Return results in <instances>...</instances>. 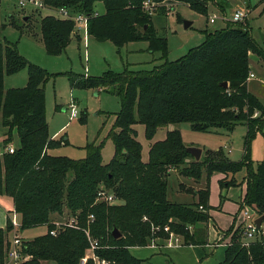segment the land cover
Listing matches in <instances>:
<instances>
[{"label": "trees", "instance_id": "1", "mask_svg": "<svg viewBox=\"0 0 264 264\" xmlns=\"http://www.w3.org/2000/svg\"><path fill=\"white\" fill-rule=\"evenodd\" d=\"M42 1L48 8L65 7L87 14V33L95 40L110 41L115 46L143 40L147 50L160 53L162 61L145 71H106L100 76L69 79L70 85L109 89L119 98V110L107 133L113 145L110 159L102 163L100 144L94 143L86 145L83 158L71 159L49 152L67 140L63 136L52 139L47 131L42 84L48 74L19 55L13 43L0 40V126L7 128L0 148L9 142L13 128L19 141L12 152L0 151V195L11 199L20 230L45 226L43 233L22 241L21 254L28 258L20 264H40V260L78 264L89 248L85 231L97 242L93 255L107 264H140L129 247L146 246L155 238L166 239L169 233L179 236L182 245L202 246L210 221L211 206L206 197L212 172L226 174L244 169L245 191L238 209L247 205L264 220V153L254 168L249 156L256 132L264 142V106L246 90L248 55L253 53L264 62V48L253 39L246 23L225 21L222 28L205 29L199 45L175 60H167L166 39L156 35L150 15L141 8L143 0ZM177 1L206 15V0ZM97 2L102 4L103 12L92 16ZM38 23L45 52H62L73 31L72 21L47 14ZM22 68L27 71L25 86L3 89V75ZM223 81L227 83L225 87L221 85ZM182 122L200 132H230L237 123H243L240 158L231 161L220 149H207L201 159L193 161L185 151L179 130L170 128ZM137 124L142 125L148 141L145 161L136 139ZM160 127L165 128L163 138L152 140ZM170 168L193 179L204 169V187L195 202L166 199ZM217 183L219 188L224 187L221 178ZM99 186L116 200L96 201ZM63 208L68 211L66 220L73 219L76 227L60 226L51 235L54 223L49 214H60ZM112 227L119 233L116 238L110 234ZM9 228L7 219L4 229L0 228V264ZM231 230L232 226L227 229ZM231 232L221 260L215 264H264V242L260 237L243 247L240 232ZM84 264L93 262L87 258Z\"/></svg>", "mask_w": 264, "mask_h": 264}, {"label": "rangeland", "instance_id": "2", "mask_svg": "<svg viewBox=\"0 0 264 264\" xmlns=\"http://www.w3.org/2000/svg\"><path fill=\"white\" fill-rule=\"evenodd\" d=\"M156 5L161 9H155V13L150 15V21L156 35L166 39L167 52L165 58L167 60H175L185 54L189 48L199 45L204 37L203 30L218 29L224 26L221 25L222 20L220 19L215 23L207 21L206 17L212 13L217 16L220 15L219 12H214L210 8L207 9L206 15H203L183 5H175V2L172 1L162 0ZM253 5H256L255 9L252 8ZM173 7L175 9L171 10ZM238 7L243 8L246 12L244 21L246 23L250 19L249 26L252 25V31L260 32L264 29V0H238L235 8ZM235 8L225 13L228 14ZM45 14H48V11L43 8L25 7L19 10L10 0H0V40L13 43L19 55L44 69L48 74L42 84L44 120L47 131L49 135L55 132L57 138L63 136L67 140L66 144L55 148L53 154L80 159L85 156L86 145L94 143L100 144L101 162H107L113 153V145L107 137V133L111 128L115 113L119 110V98L109 89L97 91L98 88L70 85L69 79L82 76H100L106 71L149 70L162 61L161 55L158 51L150 52L147 50V43L143 40L128 41L121 46H115L110 41H97L94 38L83 40L81 32H76V37L69 39L62 52L49 55L41 43L38 23L40 17ZM52 15L54 16V14ZM23 16L27 18L23 20ZM183 20L191 21V24L183 28ZM261 63L255 59L253 54L248 55L249 72L255 76L248 81V86L259 92L264 102V67ZM26 81L27 71L22 68L13 74H4L2 87L3 89L21 88L25 86ZM69 102H73L76 108V116L72 118L68 116L67 105ZM170 126L179 129L181 141L185 147L200 148L201 152L197 160L204 156L207 149L208 151L220 149L223 155L231 161H237L241 156L245 134L243 123H237L230 132L223 129L208 132L193 131L185 122ZM135 129L136 139L141 146V159L145 161L148 141L143 136L142 125H135ZM164 129L160 127L152 140L159 139ZM9 143L13 147H17L19 144L14 128L11 129ZM227 149H230V152H227ZM263 153L264 142L260 132H256L251 139L249 150L253 168L255 163L262 158ZM192 160L195 161L193 158ZM203 170L201 168L199 177L193 179L178 176L174 169H168L166 199L177 203H190L193 200L192 194L196 201L205 183ZM244 174V169L228 172L221 175V181L223 184L236 186L237 181L239 183L244 182ZM207 181L206 202L211 206L210 209H215L212 210L211 214L208 212V215L210 220L213 218L217 226H214L215 229L209 226L208 239L205 240L206 245L165 247L168 239L155 238L153 242L148 241L146 246H136L129 249L133 256L141 260L140 264H215L221 260L223 247L217 244L224 243L227 245L231 231L237 230L235 227L241 225L240 210L238 206L236 208L234 201L238 194H244L245 189L244 187H229L227 191H224L223 187L220 193L222 198L219 200L216 172H212ZM178 183L181 184H179L180 191L177 192ZM216 204L219 205L216 206ZM220 204H222V210L218 208ZM11 211L9 210L5 215V223ZM3 213L5 212L0 210V223ZM67 218L68 211L65 208L60 214H49V220L54 221V229L57 227L56 223L65 222ZM4 226L0 228L4 229ZM230 226H232V230L227 231ZM44 231L45 226L40 225L20 230L19 234L22 241L26 242ZM10 235L8 230L4 238L3 258ZM152 243L155 245L152 246ZM88 253V250H85V254ZM27 258L28 256H25L23 261ZM92 262L96 264L93 260ZM40 264L54 263L40 260Z\"/></svg>", "mask_w": 264, "mask_h": 264}, {"label": "built area", "instance_id": "3", "mask_svg": "<svg viewBox=\"0 0 264 264\" xmlns=\"http://www.w3.org/2000/svg\"><path fill=\"white\" fill-rule=\"evenodd\" d=\"M15 8H18L19 10H22L25 7H31L33 9H46L48 10L51 15L54 14V17L59 18V19H68L72 21L73 23V31L81 32L82 33V38L83 40L87 39L88 33H87V14L83 12H78V11H73L70 10L69 8L65 7H55V8H48L47 5L43 3L42 0H10ZM157 2L153 0H143L141 2V8L142 10L148 14L152 15L155 12V9L157 8L156 5ZM92 16L97 15L95 12L92 11L91 13ZM53 16V15H52ZM245 17H246V12L244 11L243 8H235L228 14L223 13L220 14L219 16L215 15L212 13L207 17V21L209 23H213L215 19H220L222 21H230V22H238L244 25L245 23ZM253 74L251 72H248L247 78L252 77ZM68 108V116L69 118H72L76 116V108L73 102H69L67 105ZM257 114L256 112L253 113V117H255ZM13 146L8 144L5 148L4 151L7 152H12L13 151ZM95 200L99 202H106V203H112L116 199L113 196L112 193L107 191L104 187L99 186L96 195H95ZM198 209H201V206H198ZM240 214L242 217V223L241 225L235 227L237 230L240 232V245L243 247H247L250 242H252L256 237H260L261 240L264 242V220H262L259 223V226L256 227L254 223V219L258 216L255 211L247 206L243 205L240 209ZM88 219H92V215L88 216ZM145 219V217H143ZM8 221H9V231H10V237L8 238L7 242V248L5 251V256L3 258L2 264H20L25 256L21 254V244H22V238L19 234V227H20V222L18 219L17 214L12 210L11 213L8 215ZM56 228L49 230V234L54 235L60 226H69V227H76V224L73 219H68L65 222H62L60 224L56 223ZM165 229V228H164ZM85 235L88 239V254H84L83 257L80 258L78 264H84L87 258H90L93 260L96 264H107V261L103 259H98L95 257L92 253V250L97 247V242L93 239H90L87 232L85 231ZM167 242V247L171 246H177V245H182L181 239L179 236L169 233ZM154 243H152L153 246ZM155 245V244H154ZM226 245V244H225Z\"/></svg>", "mask_w": 264, "mask_h": 264}, {"label": "crops", "instance_id": "4", "mask_svg": "<svg viewBox=\"0 0 264 264\" xmlns=\"http://www.w3.org/2000/svg\"><path fill=\"white\" fill-rule=\"evenodd\" d=\"M165 1H172V2H175V5H183V6H185V7H187V5L185 4V3H182V2H179V1H177V0H165ZM238 2V0H206L205 1V7H206V11H207V9L208 8H210V9H212V11H214V12H219L220 14H223V13H225V12H228V11H230L231 9H233V8H235V5H236V3ZM257 5V4H256ZM256 5H253V7L252 8H254ZM161 6H163V5H161ZM252 6V5H251ZM158 8V10L160 9V7H157ZM175 8L173 7L171 10H174ZM255 9V8H254ZM253 9V10H254ZM46 10V9H45ZM48 11V10H47ZM93 12H95L96 14H100V13H102L103 12V7H102V4L100 3V2H97V3H95V5H94V9H93ZM155 13V12H154ZM153 13V14H154ZM48 14L50 15L51 13L48 11ZM152 14V15H153ZM45 15H47V14H45ZM44 16V15H43ZM207 18V17H206ZM219 19H215V21L213 22V23H215V22H217ZM249 20L250 19H248L247 21H246V26L248 27V29H249V31H250V34H251V36L253 37V39L259 44V45H263V47H264V29H262V30H260V32L259 31H252V25H250L249 26ZM225 23H224V21H222L221 22V25H224ZM77 31H72L71 32V34H70V39L71 38H75L76 37V33ZM262 34V35H261ZM87 38H92V36H90L89 34H88V36H87ZM249 54H253V53H249ZM254 55V57H255V59H257L258 61H261L262 63V66L264 67V62L260 59V58H258L255 54H253ZM253 74V73H252ZM255 76H254V74H253V76L252 77H250V78H248L247 79V82H246V90H247V92L248 93H250L251 95H253L259 102H260V104L262 105V106H264V102H263V100H262V98H261V95L259 94V92H257V91H255V90H253V89H251L249 86H248V81H250L251 79H253ZM101 89H97V91H100ZM170 128H172V127H170ZM6 130H7V128L6 127H2V126H0V141L3 139V138H5L6 137ZM179 130V129H178ZM163 135H164V132H163V134L160 136V138L159 139H161L162 137H163ZM50 137L52 138V139H56L58 136H57V134H55V132L54 133H51L50 134ZM65 138V137H64ZM8 144H10L9 142L3 147V148H0V151H4L5 150V148H6V146L8 145ZM50 153H53V150L52 151H49ZM227 152H230V149H227ZM174 171H176V170H174ZM177 173V172H176ZM168 174H169V172H168ZM217 174V180L218 179H220L221 178V175H223V173H216ZM178 175V174H177ZM179 176V175H178ZM179 184H181V183H178L177 184V187H176V191L178 192V191H180V189H179ZM218 184V183H217ZM229 187H244V189H245V184H244V182L243 181H241L240 183H239V181H237V185L236 186H225V184H224V191H227V189L229 188ZM223 189V188H222ZM244 192V191H243ZM221 193V188H219V185H218V199H219V195H221L220 194ZM242 195L243 194H238L237 196H236V200L234 201V203H235V206H236V208H237V206L239 207V203H240V201H241V199H242ZM191 196H192V201L190 202V203H192V202H195V196L194 195H192L191 194ZM219 203V202H218ZM221 203V202H220ZM185 204H189L188 202H185ZM217 205H219V204H216V206ZM218 208L220 209V210H222V204H220V206H218ZM217 208V209H218ZM12 209V204H11V199L8 197V196H5V195H0V210H2L3 212H5V213H3V218H1L2 219V222L0 223V227H3L4 226V224H5V215L9 212V210H11ZM212 210H215V209H209V214H211L212 213ZM213 222H212V221ZM210 221H209V223H208V225H207V229H206V237H205V240H207L208 239V230H209V226H211L213 229H215L214 228V226H217L216 224H215V221L213 220V218L211 219ZM52 222H54V221H52ZM204 245H206V243L204 244ZM217 245H220V246H222L223 248L225 247V244L223 243V244H217ZM132 247H136V246H132ZM132 247H129V249H131ZM165 247H167V246H165Z\"/></svg>", "mask_w": 264, "mask_h": 264}, {"label": "water", "instance_id": "5", "mask_svg": "<svg viewBox=\"0 0 264 264\" xmlns=\"http://www.w3.org/2000/svg\"><path fill=\"white\" fill-rule=\"evenodd\" d=\"M26 18H27L26 16H23L22 17L23 20H25ZM190 24H191V21H186V20H183L182 21L183 28L188 27ZM221 85L223 87H225L227 85V83L225 81H223V82H221ZM185 151L187 153H189L194 160H197L199 158V155H200V152H201L200 148L194 147V146H187V147H185ZM261 220H262V216L261 215H258L254 219V223H255V226L256 227L259 226V223H260ZM110 234H111V236L113 238H116V237L119 236V233L117 232V230L114 227H112V229L110 230Z\"/></svg>", "mask_w": 264, "mask_h": 264}]
</instances>
